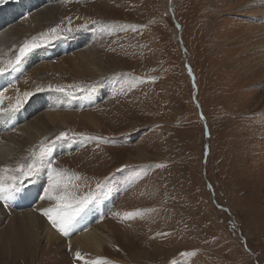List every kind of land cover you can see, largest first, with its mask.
Listing matches in <instances>:
<instances>
[{
	"label": "rangeland",
	"instance_id": "obj_1",
	"mask_svg": "<svg viewBox=\"0 0 264 264\" xmlns=\"http://www.w3.org/2000/svg\"><path fill=\"white\" fill-rule=\"evenodd\" d=\"M58 24L78 30L24 59L16 88L34 75L35 94L0 136L25 130L7 165L43 141L80 177L77 195L97 198L84 228L66 237L51 224L55 256L43 258L44 231L34 244L5 233L49 203L45 173L25 181L31 202L2 206L0 264H84L76 251L100 264H264V0H5L0 56ZM50 111L55 122L38 121ZM63 131L76 135L52 144ZM86 231L103 234L100 253L77 249Z\"/></svg>",
	"mask_w": 264,
	"mask_h": 264
},
{
	"label": "snow or ice",
	"instance_id": "obj_2",
	"mask_svg": "<svg viewBox=\"0 0 264 264\" xmlns=\"http://www.w3.org/2000/svg\"><path fill=\"white\" fill-rule=\"evenodd\" d=\"M4 2L5 0H0V4ZM93 23L97 22L93 21ZM69 24H71L70 18ZM79 27L84 28L86 25H80ZM74 30L78 29H72L71 27L61 29V26L58 24L48 29L47 32L39 34V37H33L31 41H26L19 47V52L14 57L4 58L0 56V77H9L7 86L0 87V121L14 116L24 107L29 98L35 94L30 91L21 93L16 88L17 76L14 74L22 73L24 59L35 49L59 38L61 33ZM189 71H191L190 67ZM10 87L16 88V96L14 98L6 95ZM51 87L49 85V89ZM54 90L64 92L65 88L57 87ZM41 91H44V89L40 87L35 89V92ZM6 100L10 101L7 106H5ZM75 135L69 136L67 131H63L51 143L54 144L59 140L72 139ZM45 140H47V137H45ZM55 164L56 160L51 155L50 146L42 141L39 151H30L28 157L23 158L22 161H18L14 167L9 165L0 166V201H3L5 206H7L9 201L14 200L24 192L25 181L31 183L33 177L41 172L45 173L47 176V184L43 188V195L40 199H46L52 202V206L42 209L43 215L48 218L58 232L67 237L76 229L78 221L85 214L89 206L95 202L97 194L95 192H89L87 195L78 196L77 191L79 185L74 184L72 181L74 179H80V177L70 173L68 169L56 167ZM160 166L157 165V167ZM100 187V184L96 185L97 189H100ZM138 214V212L125 213L126 216ZM192 254L194 255L195 253ZM182 255L187 256L189 253L186 252ZM75 257L78 260L84 261V264H100V259L86 260L80 251L75 252ZM109 264H112V262H109ZM173 264H176V262L173 261Z\"/></svg>",
	"mask_w": 264,
	"mask_h": 264
},
{
	"label": "bare ground",
	"instance_id": "obj_3",
	"mask_svg": "<svg viewBox=\"0 0 264 264\" xmlns=\"http://www.w3.org/2000/svg\"><path fill=\"white\" fill-rule=\"evenodd\" d=\"M37 24H38V19L31 20L30 21V25L27 26L26 28H24V27L21 28V30L24 31V32H29L32 28H35ZM14 34L16 35L15 30H14ZM28 34H30V33H28ZM0 38H2V43H4L6 37L4 35H0ZM9 45H11V44L9 43ZM67 47H69L68 43H67ZM49 68H50V66L46 65L44 69L45 70H49ZM33 77H35V76L34 75H30L29 77H27L28 79L30 78L29 80H27V79L25 80L24 79V81H23L24 89L20 90L21 93H23L24 91H30L31 89H33V87H34V85H33L34 81L32 80ZM94 94H96V93H94ZM15 96H16V93H13V95L11 94V97L14 98ZM91 98L94 99L93 97H91ZM12 102H14V101H12ZM62 102L64 103L63 99H62ZM9 103H10V101L6 100L5 101V106H7ZM61 103H60V105H61ZM58 105H56V106H58ZM16 114L14 116H16ZM56 115H57V113L55 111H50V112H48V114H46L44 116H40L38 118V121L41 120L43 123H48L47 119H49V120L55 122V116ZM11 117H8V118L0 121V125L1 126H3V125L5 126L7 124H12V122H11L12 118ZM24 131L25 130L19 129L15 133L14 132H12V133L5 132L4 134H1L0 137H4V139L3 140L0 139V142H1V145H2L1 146L2 149L0 151V166L8 164V159L10 158L11 153H12L11 152L12 146L15 145V143H18V145H21V146L25 144V141H23L22 135H20V136H16L15 135L17 132L23 133ZM21 151L19 153L20 154L19 155L20 158L22 156H24V152H21ZM32 190L33 189H31V188H24V192L22 194L18 195L14 200H11L9 202L12 203V206L15 204L16 207H23V206L29 204L31 202V200H32L31 199ZM3 205H4V202L0 201V219H1V216H3V214L5 213V210L2 209ZM38 205L39 204L34 205L31 209H27L26 208L27 210L25 209L26 210L25 212H23L24 209H22L23 213H19V214L17 213L15 215L13 213L14 216L10 217L9 221H8L9 223H7L5 225V227H6L5 228L6 229L5 233L7 231L12 232L14 230V232H15L14 236H15L16 239L19 238V241H23L25 239V237H26V236L22 237L23 234H27L28 236H30V238H32V240H29L30 238L29 239L26 238V239L30 243L34 244L37 241L38 238L39 239L41 238V235L40 236L38 235L39 231H40V234H41V232L44 231L45 234L43 235V237L44 236L47 237L48 245L50 244V246H49L48 249H44V251H43L41 256H43V258H44L46 254H49L52 257H54L55 256V236H56L55 235V230L51 226V222L49 223L47 221V218L44 217L43 212H42V209H44V208H38ZM51 206H52V202L49 201V203H47V207L46 208L51 207ZM8 210L10 211V209H8ZM83 218L84 217H82L77 223V226L79 228L80 227L84 228L86 223H87V218H85V219H83ZM0 223H2V220H0ZM87 231L83 233V235H82V237H81V239L79 241L76 239L77 240L76 244H77V247H78L77 249H80V250L85 251L87 253L89 251H92V252H95V253H98V252L100 253V251L102 249L103 242H105L106 239L103 238V234L99 233V231L98 232H96V231L87 232ZM40 240H42V238ZM71 242H73V241H71ZM71 251H73V250H71ZM42 259H40V258L38 259L39 263H42ZM53 259H55V258H53Z\"/></svg>",
	"mask_w": 264,
	"mask_h": 264
}]
</instances>
